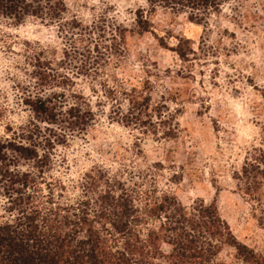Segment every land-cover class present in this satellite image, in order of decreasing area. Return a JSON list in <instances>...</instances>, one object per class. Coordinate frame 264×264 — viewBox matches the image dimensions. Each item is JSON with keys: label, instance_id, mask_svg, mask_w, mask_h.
I'll return each mask as SVG.
<instances>
[{"label": "rangeland", "instance_id": "1", "mask_svg": "<svg viewBox=\"0 0 264 264\" xmlns=\"http://www.w3.org/2000/svg\"><path fill=\"white\" fill-rule=\"evenodd\" d=\"M65 1L61 22L32 17L4 25L10 36L0 39V137L32 116L18 85L29 80L26 49L40 42L50 58H61L75 45L63 72L96 118L86 132L55 144L46 180L62 181L73 197L86 173L103 168L156 196L215 203L238 240L264 254V179L258 175L259 201L237 175L264 160H256L264 158V0H220L202 21L189 12L149 11L147 0ZM142 9L148 31L137 23ZM2 200L0 222L10 216ZM218 258L246 264L231 246Z\"/></svg>", "mask_w": 264, "mask_h": 264}, {"label": "trees", "instance_id": "2", "mask_svg": "<svg viewBox=\"0 0 264 264\" xmlns=\"http://www.w3.org/2000/svg\"><path fill=\"white\" fill-rule=\"evenodd\" d=\"M147 2L149 11L189 12L192 21L205 20L222 4ZM66 11L65 0H0V39L10 36L4 25L20 26L32 17L61 22ZM145 12L137 14L142 31L152 26ZM31 46L24 69L29 80L18 84L31 119L0 137L1 205L10 215L0 222V264H225L218 258L225 246L235 247L246 264H264V254L238 240L215 203L194 200L188 206L169 192L156 196L152 190L128 186L103 168L86 173L73 197L65 194L62 181L46 180L55 144L86 132L96 112L63 72L69 64L65 58L76 46L64 48L61 58H50L51 49L40 42ZM87 62L80 69L86 70ZM263 161L248 162L237 174L254 199L263 185L258 180L259 174L264 179ZM25 162L31 169L22 167Z\"/></svg>", "mask_w": 264, "mask_h": 264}]
</instances>
